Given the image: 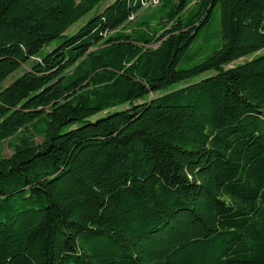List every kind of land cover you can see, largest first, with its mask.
I'll use <instances>...</instances> for the list:
<instances>
[{
  "label": "trees",
  "instance_id": "obj_1",
  "mask_svg": "<svg viewBox=\"0 0 264 264\" xmlns=\"http://www.w3.org/2000/svg\"><path fill=\"white\" fill-rule=\"evenodd\" d=\"M103 1L0 0V264H264V0Z\"/></svg>",
  "mask_w": 264,
  "mask_h": 264
},
{
  "label": "rangeland",
  "instance_id": "obj_2",
  "mask_svg": "<svg viewBox=\"0 0 264 264\" xmlns=\"http://www.w3.org/2000/svg\"><path fill=\"white\" fill-rule=\"evenodd\" d=\"M114 0H104L101 2L94 10H92L86 17H84L82 20L78 21L76 24L71 26L67 30V34L71 35L75 31H77L87 19L93 17L95 13L101 12L107 5L111 4ZM159 5H158V0H152L151 2L145 4L143 9L139 11V13L132 18V23L134 25L137 24V22L141 21L143 18L147 16H157L159 14ZM63 38H57L50 42L49 46L47 48H43L39 55H45L52 49H54L56 46H58L62 42ZM221 43V36H220V29H219V10L218 8L214 9L211 15V18L206 26V28L203 30V32L200 33L198 38L190 45L187 53V57L182 60L180 63L179 67H187L191 64H194L198 61H201L203 58L211 54L213 51L218 49L219 45ZM258 55H264V49L260 50L258 53H255L249 57H244L241 58L233 63H231L229 66L225 68H231L235 67L237 65H241L247 61H250L252 58L258 56ZM24 70V69H23ZM23 70H18L12 75L8 76L0 85V88L3 89L7 87L14 79L19 77L22 73ZM214 72H206L204 74H201L200 76L188 81H183L180 83H177L171 87V89H179L188 83H194L198 82L202 79H205L206 77H209L213 75ZM127 106L119 107L117 109L111 110L110 113L117 111V110H124L126 109ZM104 115L102 114H97L93 119L95 118H100ZM15 138L11 139L10 141H5L0 145V148L2 150V154L4 157H9L12 153V150L10 149V144L15 143ZM36 143L41 142V138H36L35 139Z\"/></svg>",
  "mask_w": 264,
  "mask_h": 264
},
{
  "label": "built area",
  "instance_id": "obj_3",
  "mask_svg": "<svg viewBox=\"0 0 264 264\" xmlns=\"http://www.w3.org/2000/svg\"><path fill=\"white\" fill-rule=\"evenodd\" d=\"M145 6V5H144ZM131 20V19H130Z\"/></svg>",
  "mask_w": 264,
  "mask_h": 264
}]
</instances>
